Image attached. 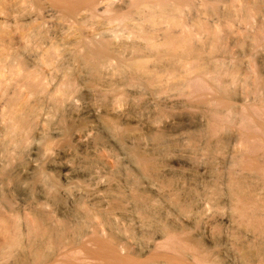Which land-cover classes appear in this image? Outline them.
<instances>
[{
  "label": "bare ground",
  "instance_id": "bare-ground-1",
  "mask_svg": "<svg viewBox=\"0 0 264 264\" xmlns=\"http://www.w3.org/2000/svg\"><path fill=\"white\" fill-rule=\"evenodd\" d=\"M0 264H264V0H0Z\"/></svg>",
  "mask_w": 264,
  "mask_h": 264
},
{
  "label": "rangeland",
  "instance_id": "rangeland-1",
  "mask_svg": "<svg viewBox=\"0 0 264 264\" xmlns=\"http://www.w3.org/2000/svg\"><path fill=\"white\" fill-rule=\"evenodd\" d=\"M233 89H241L239 86H234ZM109 160L110 162H113L114 159L113 157L118 156L119 158H124V156L121 154V152L119 151L118 148L114 147L113 151L111 152V154L109 155ZM169 161L172 163V165H174V168L169 170V169H164L163 171L160 172V179L159 181H157V183H161L162 181L164 182L167 178H175V180L177 179L180 183L181 182H187L189 184L193 183V179L194 176L196 175L193 167L191 166V164L189 162H187L185 159L178 157V156H170ZM70 169V168H69ZM67 170L66 172L69 173V178L67 180H65L61 175L62 172L60 169H54V171L52 172L53 175L56 176H61L59 177V181L63 184V189L67 188L68 190H70L73 193H77L79 191H83V187L85 185H94L95 183H97L98 178L101 177V181L102 183H107L108 181V177L109 175L106 174L108 170H102V171H98V173H96L94 176L91 177H87V176H83L81 173H77V171H73V170ZM191 172V176H190V172ZM202 173H204V171H202ZM135 175H138L139 173L134 171ZM80 175V176H79ZM189 175V176H187ZM82 176V177H81ZM118 179L120 180L121 178H124L123 173H120L118 175ZM187 176V177H186ZM72 177V179H71ZM191 177V178H188ZM182 179V180H181ZM171 189H173V187H165V190L167 191H171ZM154 196V195H153ZM154 206H160L163 204V200L161 199V197L159 195H155V199L154 201L151 203ZM58 207V205H57Z\"/></svg>",
  "mask_w": 264,
  "mask_h": 264
}]
</instances>
